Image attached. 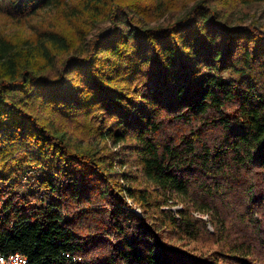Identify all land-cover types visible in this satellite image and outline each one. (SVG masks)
<instances>
[{"label":"trees","instance_id":"16d2710c","mask_svg":"<svg viewBox=\"0 0 264 264\" xmlns=\"http://www.w3.org/2000/svg\"><path fill=\"white\" fill-rule=\"evenodd\" d=\"M258 3L0 0L30 26H0V254L264 264V28L231 19Z\"/></svg>","mask_w":264,"mask_h":264},{"label":"rangeland","instance_id":"374dc122","mask_svg":"<svg viewBox=\"0 0 264 264\" xmlns=\"http://www.w3.org/2000/svg\"><path fill=\"white\" fill-rule=\"evenodd\" d=\"M231 19L235 23H241L244 25H252L255 27L261 26L262 28H264V3L252 4L247 7L246 6L242 7L240 10L232 14ZM108 25H109V21H103L99 23L98 25H96V27L93 29V32H99L100 30H106ZM0 26L4 33L11 35L12 37H14V39H18V38L20 39L22 37L27 36L28 30H30V26L28 25V23L24 21L23 22H20V21L10 22L8 20L3 19L1 15H0ZM65 124L69 127V130L72 133L74 131L73 126L75 124L70 121L69 122L67 121ZM77 127H79V129H77V131L72 134L74 138L75 137L77 138V136L79 135H84V132H81L80 123ZM85 138H87V136ZM92 142H95V140ZM108 145L111 146V144L109 143ZM112 149L117 150L118 146L116 147L112 146ZM32 183H33L32 174L29 175L25 172H20L16 174V183L14 185V188L26 189L29 187L30 189L34 190L36 188L31 186ZM37 191L39 194L43 196V191L41 190H37ZM128 202L131 204L130 209H132L133 211H135L141 216L142 213L140 211V208L137 207L135 204H132L131 200L129 199H128ZM177 207L179 206H174V208H177ZM203 218L206 219V216H203ZM208 229L211 232L213 231L210 225H208ZM193 245L198 246V250H201L202 252L205 251L206 249H209V247L201 245V243L199 244L196 243ZM193 245H191V247Z\"/></svg>","mask_w":264,"mask_h":264},{"label":"built area","instance_id":"2783aa9c","mask_svg":"<svg viewBox=\"0 0 264 264\" xmlns=\"http://www.w3.org/2000/svg\"><path fill=\"white\" fill-rule=\"evenodd\" d=\"M0 264H28L27 257L20 252L0 254Z\"/></svg>","mask_w":264,"mask_h":264}]
</instances>
